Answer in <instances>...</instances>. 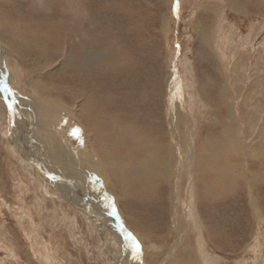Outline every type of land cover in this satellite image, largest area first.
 Segmentation results:
<instances>
[{"label": "rangeland", "instance_id": "rangeland-1", "mask_svg": "<svg viewBox=\"0 0 264 264\" xmlns=\"http://www.w3.org/2000/svg\"><path fill=\"white\" fill-rule=\"evenodd\" d=\"M229 1L0 0V41L6 53L3 72L0 66V264H114L123 259L113 238L107 244L76 211H66L75 221L66 219L54 184L38 171L30 176L18 163L10 149L15 144L6 138L11 136L9 90L28 108V118L35 113L47 126L48 134L38 133L39 153L54 159L59 144L61 164L86 181L101 212L107 208L114 215L115 208L140 244L145 264L155 262L149 259L153 250L159 258L169 253L155 263L164 264L187 234L196 250L201 248L205 264H264V218L259 225L251 219L248 187L250 169L264 171V3L238 0L246 16L231 9ZM49 37L54 39L46 43ZM166 98L175 114L181 112L176 122L183 148L177 160L182 165L172 166L168 179L160 171L176 158L167 147ZM15 112L11 124L19 116ZM94 123L99 146L108 143L111 159L119 157L123 165L122 173L110 172L117 178L111 182L90 137ZM228 139L235 153L239 149L237 156L226 148ZM197 149L207 151L196 166ZM228 159L235 168H226ZM50 166L68 175V169ZM228 169L239 175L233 193L222 187L226 178L215 180L216 172ZM143 171L147 178L136 181L132 172ZM259 183L252 194L264 214V180ZM123 184H136L128 191L136 195L133 208L127 205L130 199L123 202ZM218 186L221 192H215ZM214 193L220 196L213 199ZM206 195L211 204L203 201ZM221 231L224 240L233 239L231 245L218 247Z\"/></svg>", "mask_w": 264, "mask_h": 264}, {"label": "bare ground", "instance_id": "bare-ground-1", "mask_svg": "<svg viewBox=\"0 0 264 264\" xmlns=\"http://www.w3.org/2000/svg\"><path fill=\"white\" fill-rule=\"evenodd\" d=\"M255 4L261 5L264 3V0H254ZM255 8H257L256 5H254ZM229 7L231 9H233L235 12H238L240 14H244V15H248L247 10L245 12V10L243 9L244 6L242 7L241 4L238 3V0L236 2V0H231L229 1ZM228 7V8H229ZM260 14V13H259ZM54 37H49L44 39L46 43H51L53 41ZM7 49V48H6ZM209 51V50H208ZM246 52V51H245ZM6 54L5 53V47L3 46L2 42L0 41V66L2 69V72L4 70V58L3 55ZM58 54V53H57ZM211 54V53H210ZM243 54V53H242ZM263 54V53H262ZM219 56V55H218ZM88 58V57H86ZM65 59V58H64ZM253 71V70H252ZM9 74H12L9 72ZM168 85V95L174 96L172 95L173 92V87H172V81L168 79L167 84ZM262 86V85H261ZM5 88H9L8 86H5ZM226 88V87H225ZM233 88V87H232ZM10 92L8 93V97L12 102L15 99V96L17 97V102L14 101L12 106L9 108H13V111H17L15 112L17 115V119H16V123L11 124V118H10V135L6 137L7 139H9L10 141H13V143L15 144L14 146L10 145V149L11 152L14 154V156H16L17 161H19L18 163L22 165L23 168H25L26 172H33V171H38L39 173H41L43 175L44 178L48 179V181L50 183H53V187L55 190V193H57L58 196V200L60 201V205H62V210L64 212V214L66 215V211H68V213L70 214V212H77L78 214H80L83 218V220L85 222H87L88 224H93L98 230H96V233L99 235L100 238L102 237H106L108 239L107 244L110 243L111 239L113 238L112 241V245H116L115 248L117 249V253L118 255L122 256V260H115L114 264H120L123 262H127L128 264H145V262H143L142 260L143 257L141 256L142 251H141V246L140 244L137 242L136 237L128 230V232L131 234H128L125 231V225L123 224V222L120 221V219L117 218V213L114 212V215L109 213V210L107 211L105 209H101L104 211L101 212L98 209V205L95 201L97 196H95L93 193H91V191H89V187H86L85 184V180L83 178H80L79 175H75L74 172H72L67 166H65V164H61V162L59 161L61 155L60 153L63 152V150L60 148L59 144L57 145V147L59 148V150L56 149L55 153H54V159H50V158H46L44 154L39 153V151L37 150L38 148H36L37 145V141H38V133L41 131L42 133L48 134V132H46L47 126H44L43 124H41L37 118V116L31 114V118H28V108H26V106H23L24 104L22 102L19 101L18 96L14 94L13 90H9ZM225 92V91H224ZM14 95H12V94ZM223 93V91H222ZM223 95V94H222ZM23 98V97H22ZM25 98V96H24ZM50 98V97H49ZM223 98V97H222ZM166 104H167V123H168V131H167V147L170 150H173L174 153L173 155H175V164L173 163H169V165L167 167L164 168V170L160 171L161 168L158 169L160 172H162V174L164 175V177L166 179H168L170 177L169 172H171V167H175L176 165V169L179 165H182L181 163H177V160H179L181 158V155L183 154V148L182 145H180V135L178 134L177 131V120L179 118V120H181L182 115L181 112L177 109V112L175 114L174 109H172L171 107V102L168 98H166ZM224 99V98H223ZM77 100V99H75ZM51 101V100H49ZM26 102V101H25ZM53 103V101H51ZM77 103V102H76ZM26 104V103H25ZM25 108V109H24ZM179 108V107H178ZM48 109V108H47ZM184 109V108H183ZM49 110V109H48ZM47 112V111H46ZM50 112V111H49ZM185 112V111H183ZM186 113V112H185ZM54 114V113H53ZM89 116L93 115V113L90 111H88ZM187 114V113H186ZM192 114V113H191ZM94 116V115H93ZM94 117L91 116L90 120L93 119ZM195 122V121H194ZM179 123V122H178ZM185 125V124H184ZM19 126V130L17 131L18 133L16 137H13L12 133L15 132L16 127ZM179 128V127H178ZM201 128V127H200ZM204 128V127H203ZM51 129V128H50ZM184 129V127H183ZM204 130V129H203ZM203 130H199L201 133H203ZM109 134V137H111V133H109V129L106 130ZM89 132L91 134V139L93 138L94 144L97 145V153H99V155L103 158V162L105 164H103V174L104 176L107 178L108 182L114 181L116 180L114 176L111 175L110 172H121V168L123 167V165H121V162L119 161V157L114 159L110 157V153H113L112 149L109 147L108 143H104L103 147H100L99 144L97 143V141L100 138V136H98L97 133V126L95 125H89ZM54 133V132H53ZM52 133V134H53ZM132 133V132H131ZM194 134V133H193ZM121 137V136H119ZM197 137L199 138V134L197 135ZM59 139V138H58ZM113 139V138H112ZM44 140V139H43ZM62 140V139H61ZM198 140V139H197ZM199 141V140H198ZM61 143V142H60ZM118 143V142H117ZM39 144V143H38ZM183 144V143H182ZM261 144V143H260ZM225 146L227 149H229V151L231 152L232 155H235L238 151L235 153V150L233 149L232 146V141L231 139H228V141L225 143ZM40 147V146H39ZM261 147V146H260ZM44 148V147H43ZM104 148V149H103ZM264 148V147H263ZM263 148L261 150H263ZM259 149V148H258ZM48 150V149H47ZM92 150V149H91ZM254 150V149H253ZM205 149H203L202 151H200V149H197V156L195 155L194 159H196V166L198 161V157L200 156H204L206 154ZM255 151V150H254ZM260 152V151H259ZM258 152V153H259ZM264 152V151H263ZM49 153V152H46ZM186 153V152H185ZM221 154L223 152H220ZM219 153V154H220ZM257 153V154H258ZM65 155V153H63ZM114 154V153H113ZM220 154V155H221ZM251 154V152H250ZM94 155V154H93ZM150 155V154H149ZM238 154H236L237 156ZM246 155V154H245ZM68 156V155H67ZM141 156V155H140ZM242 156V155H241ZM53 157V156H52ZM136 157V156H135ZM150 158H152L151 156H149ZM184 157V156H183ZM186 157V156H185ZM262 157V156H261ZM93 158V157H92ZM145 158V157H144ZM169 158V156H168ZM236 158V157H234ZM66 159V158H65ZM137 159V157L135 158ZM186 159V158H185ZM261 159V158H259ZM264 159V158H263ZM147 160V159H146ZM152 160V159H150ZM235 160V159H234ZM241 160V159H240ZM238 160V161H240ZM143 161V160H142ZM149 161V159H148ZM259 161V160H258ZM264 161V160H263ZM141 162V161H140ZM184 162V161H183ZM225 162H227V166L226 168H230V166H234L233 164H231V162L228 160H225ZM261 162V161H260ZM108 163H109V168H108ZM189 163V162H188ZM258 163V162H257ZM264 163V162H263ZM50 164L55 165V169L58 170L59 167L61 168H65L68 169L69 171L67 172L68 175H64L63 172H59V173H55L56 170H54ZM59 164H61V166H59ZM68 164V163H67ZM70 164V163H69ZM238 164V163H237ZM151 165V164H150ZM193 165V164H192ZM69 166V165H68ZM74 166V167H73ZM187 166V165H186ZM71 167V166H70ZM77 168V166L72 165V168ZM95 167V166H94ZM124 167L126 168V165H124ZM180 167V166H179ZM183 167V166H182ZM214 167V166H213ZM151 168V167H150ZM153 168H157V166H154ZM219 168V167H218ZM225 168V167H224ZM235 168V166H234ZM240 167H237L238 173L235 171H230L229 170H223L225 172H222L221 170L216 172L218 177L215 179L216 182L217 181H221L222 179H227V186H225L224 182L222 183V187L224 189L227 190H231L230 192L233 193V189L234 187L236 188V183L238 180L239 175L243 176L244 180L246 179L245 177V173H243V170L239 171ZM195 169V168H194ZM208 169L210 171L215 172L210 166H208ZM222 169V168H221ZM60 170V169H59ZM58 170V171H59ZM74 170V169H73ZM77 170V169H76ZM128 170V169H127ZM131 170V169H130ZM142 170V169H141ZM173 171V170H172ZM175 171V170H174ZM70 172V173H69ZM78 172V171H77ZM82 175H85L83 171H80ZM146 171L143 172H132V175L134 177V179H138V180H143L147 178V175L145 176ZM251 175L252 177L249 179L248 182V187L250 189V197H251V208H252V218L254 219L255 223L257 222H261V220L264 218V214L263 211L261 210V208L258 206V203L255 199V196L252 194V190H253V185L256 184L258 185V183L262 180H264V174L262 172L263 168H260L259 172H255L250 169ZM119 173V174H120ZM203 173V172H202ZM237 173V174H236ZM29 175L31 176V174L29 173ZM87 175V174H86ZM75 176V177H74ZM78 176V177H77ZM249 176V175H247ZM79 178V179H78ZM202 178V177H201ZM242 178V179H243ZM225 179V180H226ZM241 179V180H242ZM33 180V179H32ZM121 181V180H120ZM137 181V180H136ZM200 181V180H199ZM240 181V180H239ZM243 181V180H242ZM34 182V181H33ZM226 182V181H225ZM219 184V183H218ZM239 184V183H238ZM260 184V183H259ZM262 184V183H261ZM137 185H139V182H137ZM123 186H125L123 193L125 194V199L123 200V202H127L128 199H130L132 201V203H128L127 205L130 206L131 208L135 207L133 204H136V202H133V198L132 196H136L134 193L133 194H129L131 191L129 187H131L132 189H135L136 184H123ZM128 186V187H127ZM138 187V186H137ZM222 187L218 186V188L216 189L215 192H221L222 191ZM262 187V186H261ZM113 189H115L116 187H113ZM259 188V187H258ZM264 189V188H263ZM41 190L43 191V193L47 194V195H51V193L48 191V189L46 187H41ZM211 192V191H210ZM210 192H208L209 194H211ZM258 192V191H257ZM228 194V193H226ZM225 194V195H226ZM257 194V193H256ZM53 195V194H52ZM200 195L202 196V193H200ZM212 195V194H211ZM235 195V193H234ZM262 195V194H261ZM78 196V197H77ZM80 196L82 198H80ZM138 196V195H137ZM200 196V197H201ZM216 196H220V194H216L214 193V197L213 199L216 198ZM96 197V198H95ZM260 197V196H259ZM55 198V197H54ZM173 193H171V200L173 199ZM207 199V200H206ZM211 198H209L207 195L203 197V201L206 200L207 203L211 204L212 202L210 201ZM64 200V201H63ZM71 201V203H68V201ZM4 202V201H3ZM68 204H67V203ZM102 203V202H101ZM177 203V202H176ZM5 204V203H4ZM67 204V205H65ZM106 204V203H105ZM192 204V203H191ZM175 205V204H174ZM177 206V205H176ZM103 207V206H102ZM176 208V207H175ZM80 209V210H79ZM138 209V208H136ZM82 210L84 211V213L82 212ZM204 210V208H203ZM112 212V211H111ZM138 214V212H137ZM176 214V213H175ZM204 214V213H203ZM159 216V215H158ZM157 216V217H158ZM66 219L70 220V221H75L74 218H70V216L66 215L65 216ZM68 217V218H67ZM177 217V216H176ZM175 220V218H173ZM205 221V220H204ZM62 223V222H61ZM70 223V222H69ZM118 223V224H117ZM263 223V222H261ZM176 230L181 229V223L180 220H176V222L174 223ZM68 225V224H67ZM259 225V224H258ZM72 226V225H71ZM174 227V228H175ZM179 231V230H178ZM177 232V231H176ZM180 232V231H179ZM223 231H221V235L219 237H217L216 239H219L220 241H223V243H219L218 247L220 248L221 246H229L230 241H232L233 239L231 237L227 238V239H223ZM14 233V232H13ZM180 234V233H179ZM178 234V236H179ZM226 234V233H225ZM181 235V234H180ZM195 235V234H194ZM213 235V233L211 234ZM210 235V236H211ZM256 235V234H255ZM133 236V238H132ZM231 236V235H230ZM15 237V236H14ZM201 237V236H200ZM199 238V237H198ZM193 238L191 236V234H187L186 236H181V244L180 246H178V252L172 256V258H168L169 260L164 261V264H205L203 262V258H202V253L200 254V247L196 250L195 246H193ZM13 241V240H12ZM18 244V243H17ZM36 245V244H35ZM136 245H139V251L136 250ZM196 246H198L196 244ZM26 247V246H25ZM32 247V246H31ZM253 247V246H252ZM24 248V247H23ZM224 249V248H222ZM20 251V250H19ZM154 252H152V254L150 255V260H155L154 263L155 264L157 262H159L160 258L165 257L164 255H168L169 253H166L164 255H162L159 258V255H156L157 250H153ZM24 252V251H23ZM27 251L25 250L24 253H26ZM176 252V251H175ZM207 252V251H206ZM27 254V253H26ZM158 254V253H157ZM160 254V253H159ZM207 254V253H206ZM115 255V254H114ZM169 256V255H168ZM213 258V257H212ZM53 259V258H52ZM164 259V258H163ZM206 260V259H205ZM163 261V260H162ZM208 261V259L206 260ZM214 261V260H213ZM216 261V260H215ZM1 262V261H0ZM209 264V263H208ZM211 264V263H210ZM259 264V263H258ZM262 264V263H260Z\"/></svg>", "mask_w": 264, "mask_h": 264}, {"label": "water", "instance_id": "water-1", "mask_svg": "<svg viewBox=\"0 0 264 264\" xmlns=\"http://www.w3.org/2000/svg\"><path fill=\"white\" fill-rule=\"evenodd\" d=\"M0 86H3V83L0 81ZM12 104H13V102L10 104L11 106H12ZM9 106V104L7 103V107ZM8 109H9V114H10V118H11V120L13 119V108H9L8 107ZM125 231L128 233V234H130L129 232H128V230L125 228ZM131 235V234H130ZM132 238H133V236H132ZM136 250H137V245H136Z\"/></svg>", "mask_w": 264, "mask_h": 264}, {"label": "snow or ice", "instance_id": "snow-or-ice-1", "mask_svg": "<svg viewBox=\"0 0 264 264\" xmlns=\"http://www.w3.org/2000/svg\"><path fill=\"white\" fill-rule=\"evenodd\" d=\"M5 90L7 91L8 89ZM9 107H11V105H9ZM113 212H115V208H113ZM137 251H139V245H137Z\"/></svg>", "mask_w": 264, "mask_h": 264}]
</instances>
